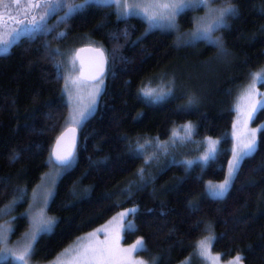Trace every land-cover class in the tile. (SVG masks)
<instances>
[{
  "label": "trees",
  "instance_id": "16d2710c",
  "mask_svg": "<svg viewBox=\"0 0 264 264\" xmlns=\"http://www.w3.org/2000/svg\"><path fill=\"white\" fill-rule=\"evenodd\" d=\"M234 6L237 15L219 31L220 46L201 39L178 45L174 32L149 31L141 17L118 19L112 6L90 4L63 21L56 11L47 23L50 31L23 36L0 56V210L16 202L14 237L29 228L31 194L50 168L69 114L59 62L50 53L77 40L85 42L80 49L94 44L107 56L98 111L80 129L75 162L57 183L49 205L56 224L38 239L37 262L53 260L119 211L138 207L131 216L136 230L127 231L125 242L142 238L148 249L142 255L158 258L157 264H180L209 230L214 251L225 259L240 255L243 264H264V131L227 195L206 194L208 181L227 174L238 89L264 67V0H234ZM198 12L179 15L182 32L192 29ZM185 70L192 89L181 86ZM164 73H180L177 89L159 103L146 102L141 88L154 87V78ZM189 123L196 139H221L218 156L190 169L172 164L144 185H133L146 166L134 150L137 143L168 140L176 126ZM254 124H264V111Z\"/></svg>",
  "mask_w": 264,
  "mask_h": 264
},
{
  "label": "snow or ice",
  "instance_id": "6c2138e0",
  "mask_svg": "<svg viewBox=\"0 0 264 264\" xmlns=\"http://www.w3.org/2000/svg\"><path fill=\"white\" fill-rule=\"evenodd\" d=\"M90 4H95L99 7L115 6L119 18H127L129 16L141 14L149 22L151 27L167 24L170 27L175 26L176 17L187 8H195L204 6L209 9V18L198 24L196 31L192 34V39L208 40L220 46L218 38L213 37V32L221 27L227 26V19L237 15V9L234 6V0H225V4L221 8L209 7L210 0H84L83 4L72 3L67 4L64 0H0V7L4 12H0V21H4L3 34H0V56L7 55L13 44L18 42L20 37L32 35L41 31H50L47 29V19L57 9L61 7L67 8L65 16L61 18L63 21L66 17L72 15L75 11L82 10ZM5 15L7 19H5ZM13 24L9 29V24ZM61 37L64 33H59ZM125 36L127 33L124 34ZM86 49H80L78 52L71 54L66 64H57L58 78L64 81V91L62 95L73 99L74 91L79 93L82 89L87 90L88 102L83 103L82 97L78 95L73 109L71 120L66 122L68 125L65 131L57 139L55 148L50 155V161L61 168H70L75 162L73 150L75 147V128L81 126L91 115L94 114L97 98L100 96L103 86V52L99 49H87V51H94L98 55V64L85 68L84 60L80 53ZM53 59L59 56V50H53ZM87 72V74H86ZM66 73V74H65ZM257 83L264 84V70L258 73L251 74V83L242 91L239 101L236 105V111L239 117L243 116L244 125L247 127L248 123L255 117L258 111H264V93L257 90ZM140 94L148 103H159L166 96L170 95L162 89L141 88ZM194 101L190 100L189 103ZM186 137L191 139L193 131L192 125L182 126ZM264 131V125L250 129L246 132L243 139L237 141V146L233 149L232 161L228 165L227 177L222 183L214 184L209 182L206 188L207 195L213 199H223L230 191L233 181L240 171V167L244 160L252 157L258 147V133ZM71 133V135H69ZM173 141L175 144L180 137L173 133ZM153 141H146L144 143H137L136 152L143 154L147 144ZM217 141L208 140L207 151L199 159L207 162L216 152ZM158 149L166 152L167 148L164 145H157ZM154 162V157L150 156L145 160V164ZM189 166L192 161L186 162ZM145 169L139 170L138 176L141 180L144 178ZM50 193L45 192V199ZM10 207V206H9ZM137 209L132 208L127 211L118 213L111 221L102 228L89 233L88 237H81L76 245L67 249L63 258L58 259V264H146L144 260L133 259L135 253H146L148 251L144 240L137 239L130 247L123 248L120 246L121 235L125 218L130 215L134 216ZM3 210H0V214ZM33 232L26 239L21 248L7 247V236L10 232V223L7 226L0 225V245L3 249L0 250V260H11L16 264H30L33 256V245L38 234L50 232L55 220L49 217L40 215L38 220L33 222ZM111 226L115 227L114 235H108ZM128 231H135V226L128 221ZM100 233H105V238H99ZM215 237H208L198 242L199 254L207 257L210 253V241ZM87 241V242H85ZM243 257L240 255L234 256L228 261V264H243ZM158 258L153 257L151 264H157ZM218 261L219 257H215Z\"/></svg>",
  "mask_w": 264,
  "mask_h": 264
},
{
  "label": "rangeland",
  "instance_id": "374dc122",
  "mask_svg": "<svg viewBox=\"0 0 264 264\" xmlns=\"http://www.w3.org/2000/svg\"><path fill=\"white\" fill-rule=\"evenodd\" d=\"M216 1H218V0H210L209 7L221 8L225 4L224 0L220 4H217ZM130 2H131V0H130ZM72 3H77V1L74 2V0H70L69 4H72ZM83 3H84V0L80 4H83ZM112 7L115 9V6H112ZM62 8H64V7H62ZM188 9L199 10V12L196 16V21H195V24L192 27V29L185 31V32H182L180 29L178 17L181 13H183L184 11H186ZM58 10L60 12L59 17H62L65 15V13H64L65 9L60 8V9H57L56 11H58ZM184 11H182L176 17L174 27H170L167 24H161L160 26L151 27L149 22L144 18L143 15L137 14V15H133V16H138V17L143 18L148 23V30L149 31L154 30V29H161V30L168 31V32H174L176 34L178 45H185V44L194 43V42L200 40V39H192V34L196 31L198 24L206 21L209 18V9L207 7H204L201 5V6H198L195 8H187ZM0 12H4V9L2 7H0ZM116 12H117V10H116ZM51 16L48 17L46 23H48ZM59 17L57 16V19ZM5 19H7L6 15H5ZM3 23H4V21H0V34H3V27H2ZM12 26H14V25L10 23L8 26L9 29ZM222 28L223 27H221V28H219L213 32V37L218 38L220 41V44H221V38L222 37H221V33L219 31ZM205 41L209 42L208 40H205ZM84 43L85 42H83V41L78 42L77 40H75L72 42H68L65 44L54 46L53 50H59V53H60V55L56 57L59 64H66L68 57L71 54H73L74 52H78L80 50V46L83 45ZM92 46L97 47V45H94V44H92ZM261 70H264V67L253 72V73L261 72ZM207 72H209V70H207ZM188 73L189 72L186 71L187 76L190 75ZM179 75H180V73L179 74L164 73L162 75H159L156 78H154V80L152 81L154 87L153 86H147V88L158 89V90L162 89L165 92H168L170 90V93H171L170 95H172L174 93L175 89H177V82H179L178 79L180 77ZM187 76H186V80L182 81L181 86L183 88H186V89H192V87L189 85V81L187 80V78H191L192 76L191 75L189 77H187ZM102 79H103L102 91L100 93V96L97 98V104H96L94 114H96V112L98 111L99 101H100L102 93L106 87V77H103ZM250 83H251V75H250L249 79L243 85H241L239 87L238 92H237L236 103H235V119H234L233 126H232V129H231L230 134H229L231 139H232L231 158H230L229 163H231V161H232L233 149L237 146L238 138L243 139L248 130L258 128V127L264 125V124L255 125L254 124L255 117L251 120V122L248 123L247 127H245V125H244L243 116L239 117V122H238V114L236 111V105L239 101V97H240L242 91ZM257 90L261 93H264V89L262 88V83H257ZM77 95L79 97H82L84 104H87V102H88V96H87V90L86 89H82L79 93H75V91H74L72 100H69L68 97L65 96L66 101H67L68 106H69V114H68V116H67V118L63 124V129H66V127L68 126L66 124V122H69L71 120L74 106L77 103V100L75 98ZM93 115H91L89 118H91ZM86 121L81 126L76 127V128L81 129L84 126V124L86 123ZM189 124H191L192 128H193V131L191 133V139H188L186 137L185 131L182 127L184 125H182V126H176L173 129V133H176V135L181 138V140H177V142L175 144L172 143V141L174 139L173 133H172L171 137L165 141L157 140V142H156L155 140H152L150 138L146 139L144 141V142L153 141V143L146 145L143 155L145 157V160L148 157L153 156L154 162H151L150 164H146V166L144 167L145 173H144L143 180H141L138 176L137 179L133 181V185H135V186L144 185L145 183H147L150 176L154 175V173H156V172H160V171L166 169L167 167H169L172 164L181 163V164H184L187 169H190L195 164H201L203 166H206L218 156L220 148H221V139H211L213 141L218 142L216 144L215 155L211 159H209L206 163L199 159L201 156L204 155L205 151H207L209 139H204V140L196 139V137H195V126L192 123H189ZM186 125H188V124H186ZM144 142H142V143H144ZM158 144L164 145L167 148V151L164 152V151L158 149V147H157ZM187 161H192L193 163L189 166L186 163ZM68 169L69 168H67V169L61 168V167L55 165L52 161L50 162L49 170L44 174L41 182L36 186V188L33 190L32 194H31V201H30L29 208L27 210V217H28L30 225H29V228L21 236L14 237V231L16 228L15 219L17 217V214L14 212L16 202L8 205L7 207H5L3 209V213L0 214V225L7 226L10 223V232L8 233V236H7V247H9V248H21L24 245L28 236H30L33 232L34 220H38L41 214H43L44 217H49V218L54 219L55 224H56V217L49 212V205H50V202L54 196L56 186H57L59 179L62 177V175ZM226 177H227V174H226ZM234 181H233V183H234ZM209 182L214 183V184H218V183H222L223 180L222 181H208L207 185L209 184ZM233 183H232V185H233ZM45 192L50 193V195L46 199L44 196ZM206 194H207V192H206ZM132 208H136L138 210V207H131V208L123 209V210L119 211L118 213H120L122 211H127L128 209H132ZM118 213H116L114 216H112L104 224L98 226L96 229L78 237L73 243H71L67 248H65L59 255H57L53 260L48 261V262L39 263L34 259V250H35L36 243H37L38 239L40 238V236L42 234H45V233L38 234V236L35 240V243L33 245V256H32V259L30 261V264H58V259L63 258L62 254H64L67 249L74 247L76 245V243L80 240L81 237L87 238L89 233H92V232L96 231L97 229L102 228L103 226L107 225L109 223V221H111L113 219V217H116L118 215ZM131 216L132 215L125 218L124 224H123V230L120 232L121 239H120L119 243H120V246L123 248L130 247L135 242V241L131 242V243L125 242L126 233L128 231L127 230L128 221L131 220V222L134 224V226L136 228L135 222L131 218ZM55 224L53 225L51 231L47 232V233H51L53 231ZM115 227L116 226L110 227V231L108 234L110 237L112 235H114ZM209 231H212V232L203 236L199 241L204 240L210 236L215 237L213 230H209ZM99 238L101 240H103L105 238V233H100ZM139 239H141V238H139ZM85 242H87V241H85ZM198 242H197V247H196L195 251L189 257H187L184 261H182L180 264H228V261L231 260V259H225L220 253H217L214 251L213 246H214L215 239L210 241V253H209V255L207 257L201 256L199 254V251H198ZM3 247H4L3 245H0V250H2ZM215 257H219V260L216 261ZM133 259L144 260L146 262V264H151V261H152V260H149L146 257H144L141 253L133 254ZM5 262H12V263L16 264V262L11 261V260H0V264L5 263Z\"/></svg>",
  "mask_w": 264,
  "mask_h": 264
},
{
  "label": "water",
  "instance_id": "95a60500",
  "mask_svg": "<svg viewBox=\"0 0 264 264\" xmlns=\"http://www.w3.org/2000/svg\"><path fill=\"white\" fill-rule=\"evenodd\" d=\"M82 49H86V51L80 53L81 58L84 60L85 68L88 69L89 67H91L93 65H97L98 64V60H99L97 53L94 52V51H87V49H99V48H95L93 46H87V47H84ZM99 50L103 52V58H104L103 75L101 77V78H103V77H105V74H106V71H107V56H106V54L104 53L103 50H101V49H99ZM86 74H87V72H86ZM64 131H65V129L61 132V134ZM61 134L58 136V138L61 136ZM69 135H71V133H69ZM57 139H56V141H57ZM79 139H80V129L75 128V147H74V150H73L74 156H76V153H77ZM56 141L54 143L53 149L55 148ZM53 149H52V151H53ZM51 154H52V152H51Z\"/></svg>",
  "mask_w": 264,
  "mask_h": 264
}]
</instances>
